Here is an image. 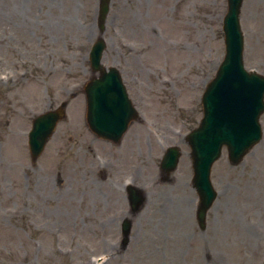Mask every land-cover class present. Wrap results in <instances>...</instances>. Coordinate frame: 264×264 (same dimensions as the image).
Returning <instances> with one entry per match:
<instances>
[{"label":"rangeland","instance_id":"1","mask_svg":"<svg viewBox=\"0 0 264 264\" xmlns=\"http://www.w3.org/2000/svg\"><path fill=\"white\" fill-rule=\"evenodd\" d=\"M98 5L0 0V264H264V137L241 164L225 151L214 165L219 195L205 232L191 186L187 135L224 57L227 0H112L103 31ZM241 12L245 66L264 74V0H244ZM101 35L104 64L121 70L146 119L120 146L85 120L89 53ZM64 103L66 120L33 163L34 118ZM260 122L264 132V114ZM175 146L181 160L165 180L161 161ZM127 181L147 200L124 245ZM183 232L192 248L181 251Z\"/></svg>","mask_w":264,"mask_h":264},{"label":"water","instance_id":"2","mask_svg":"<svg viewBox=\"0 0 264 264\" xmlns=\"http://www.w3.org/2000/svg\"><path fill=\"white\" fill-rule=\"evenodd\" d=\"M243 0H228V12L224 19L226 60L218 80L204 96L205 117L199 129L188 138L193 150V183L200 204L198 220L205 226L206 216L217 198L210 175L213 164L221 156L224 146L228 148L233 165L239 164L249 151L261 140L259 118L264 113V77L249 75L243 67V37L239 16ZM111 0H100L99 25L101 31L110 11ZM106 49L100 38L93 45L90 60L93 72L101 71L100 80L93 79L86 86L88 96V123L101 139L119 144L129 125L137 117L136 110L128 99L126 90L115 70L107 73L101 69V60ZM65 118L64 107L47 112L35 119L29 134V147L33 160L43 153L57 124ZM181 153L171 148L163 161L166 174L174 172ZM132 213L136 215L145 203L144 194L129 189ZM132 220L123 223L124 245L129 241Z\"/></svg>","mask_w":264,"mask_h":264},{"label":"bare ground","instance_id":"3","mask_svg":"<svg viewBox=\"0 0 264 264\" xmlns=\"http://www.w3.org/2000/svg\"><path fill=\"white\" fill-rule=\"evenodd\" d=\"M135 182H136V181H135ZM135 182H134V185H133V186H135ZM189 205H190V203L188 202V204H187V201H186V206H185V208H184V209H187L186 212H189V210H190ZM179 206H180V205H179ZM187 207H188V208H187ZM188 216L190 217L189 214H188ZM180 235H181V238L184 239V244H183V246H184L185 248H181V249H179V250L184 251V250L189 249V248L191 249L192 246L188 244V239L190 238V235L187 234V233H185V232L181 233ZM177 251H178V250L173 249L172 253H176ZM176 255H177V254H176ZM179 256H180V254H179Z\"/></svg>","mask_w":264,"mask_h":264},{"label":"flooded vegetation","instance_id":"4","mask_svg":"<svg viewBox=\"0 0 264 264\" xmlns=\"http://www.w3.org/2000/svg\"><path fill=\"white\" fill-rule=\"evenodd\" d=\"M139 99H140V100H144V98H143V94H141V93H140ZM211 259H212L211 255H209V256H206V260H207V261H209V262H210V261H211Z\"/></svg>","mask_w":264,"mask_h":264}]
</instances>
